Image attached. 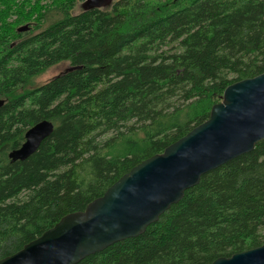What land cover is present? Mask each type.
I'll list each match as a JSON object with an SVG mask.
<instances>
[{"label": "trees", "instance_id": "obj_1", "mask_svg": "<svg viewBox=\"0 0 264 264\" xmlns=\"http://www.w3.org/2000/svg\"><path fill=\"white\" fill-rule=\"evenodd\" d=\"M46 1L0 0V259L205 122L226 87L264 73V0H114L77 14L76 0ZM59 63L72 70L30 88ZM41 121L51 136L11 163ZM262 245L264 140L144 234L78 264H211Z\"/></svg>", "mask_w": 264, "mask_h": 264}, {"label": "water", "instance_id": "obj_2", "mask_svg": "<svg viewBox=\"0 0 264 264\" xmlns=\"http://www.w3.org/2000/svg\"><path fill=\"white\" fill-rule=\"evenodd\" d=\"M114 0H84L83 11L103 9ZM27 25L18 28L22 33ZM67 70H72L71 68ZM5 104L0 99V108ZM41 121L29 128L23 144L8 154L11 163L32 156L53 132ZM264 140V73L225 88L209 118L111 185L82 212L68 214L51 229L0 264H78L106 248L141 236L179 203L203 175L254 150ZM211 264H264V245L221 257Z\"/></svg>", "mask_w": 264, "mask_h": 264}, {"label": "rangeland", "instance_id": "obj_3", "mask_svg": "<svg viewBox=\"0 0 264 264\" xmlns=\"http://www.w3.org/2000/svg\"><path fill=\"white\" fill-rule=\"evenodd\" d=\"M38 1H40L42 3V5H45V3L47 2L46 0H34L33 3L38 2ZM83 2H84V0H76L75 8L73 10L74 14H77V13L82 11ZM69 67L70 66L68 63H59V64L51 67L43 75L36 78L33 81V83L30 85V88L38 87V86L45 84L46 82H48L52 78L58 76L59 74L63 73L64 71H66Z\"/></svg>", "mask_w": 264, "mask_h": 264}]
</instances>
